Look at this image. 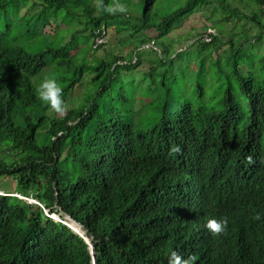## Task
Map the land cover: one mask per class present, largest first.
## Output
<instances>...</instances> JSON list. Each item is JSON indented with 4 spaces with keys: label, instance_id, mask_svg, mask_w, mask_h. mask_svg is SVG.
I'll return each instance as SVG.
<instances>
[{
    "label": "trees",
    "instance_id": "obj_1",
    "mask_svg": "<svg viewBox=\"0 0 264 264\" xmlns=\"http://www.w3.org/2000/svg\"><path fill=\"white\" fill-rule=\"evenodd\" d=\"M262 42L264 0H0V264H92L52 214L94 264H264Z\"/></svg>",
    "mask_w": 264,
    "mask_h": 264
},
{
    "label": "clouds",
    "instance_id": "obj_2",
    "mask_svg": "<svg viewBox=\"0 0 264 264\" xmlns=\"http://www.w3.org/2000/svg\"><path fill=\"white\" fill-rule=\"evenodd\" d=\"M118 7H119L120 11H124L125 10V6L123 4L118 5ZM106 10L109 11V12L113 11V9L111 7L107 8ZM37 95H38V97L40 98V100L42 102L47 103L51 107V109H53L55 112L63 113L66 110L67 104H66V102H65V100L63 98V88L57 82V80H55L54 78H45V79H43L41 81V83L39 84L38 88H37ZM180 150L181 149H180L179 145H177L175 148H173L174 152H179ZM4 194H5L4 191L0 190V195H4ZM13 196H16L18 198L27 200L30 203L38 204L36 202V200H34V199L23 198L22 196H20L18 194H14ZM46 214L48 215L47 212H46ZM50 217L53 220H55V221L63 223L68 228H70L69 227L70 226L69 223H73V224L78 225L69 216H66V215H64L62 218L60 217V215H58L57 216L58 218L57 217L55 218L54 214H52ZM256 218L259 219L260 218V214H257ZM183 221L185 222V220H183ZM228 222L229 221H228V218L226 216H224L222 218L212 217V218H209L206 221V225L205 226L212 234L216 235V234H221V233L226 231ZM78 226L82 230L81 231L82 234H81V236L80 235L79 236L81 238H83L84 241H85L86 237H84V235H83L84 231H83V229H82V227L80 225H78ZM87 240L89 241V239H87ZM89 243L91 245L90 241H89ZM88 247H89V245H88ZM91 248H92V245H91ZM89 251H90V248H89ZM90 254L92 256V264H94L93 249H92V253L90 251ZM172 257H173L172 264H194V262L196 260V256L194 254H190L187 257H184V256H182V255H180L178 253H173Z\"/></svg>",
    "mask_w": 264,
    "mask_h": 264
},
{
    "label": "rangeland",
    "instance_id": "obj_3",
    "mask_svg": "<svg viewBox=\"0 0 264 264\" xmlns=\"http://www.w3.org/2000/svg\"><path fill=\"white\" fill-rule=\"evenodd\" d=\"M115 10H117V9H115ZM21 13H24V11H21ZM203 23H204L203 18L199 14L191 15L187 19L185 24L181 28L173 31L170 36L172 38H175L177 36H184V41H181V39H180V40H178V44H176V45L178 47H182V50H185V44L188 43V42L191 43V41H193L195 39L194 34L196 33V31L198 32V29L201 28V25ZM218 27H221L222 29H224L226 31L225 34L229 30V27L226 24H218ZM107 31H108L107 32V39L109 41H111L113 44H115L117 42V40L121 38V35H118V34L115 33L114 27H110ZM45 33L48 36L52 37L54 35L55 31H53V28H50V29L47 28ZM186 41H188V42H186ZM83 45H85L84 46V50H83V54H86L88 52L87 48H88L89 43H86V44H83ZM109 48H110L109 46H105L104 48L93 52L92 56L93 57H98L100 54H102L103 51H107ZM260 53H264V42H262L261 45H260ZM214 58H215V55L213 54L212 59H214ZM191 66L193 67V64H191ZM78 92L79 91H76L72 95V97H75ZM4 184H6L5 188H7V189H11L12 191L15 189V182L12 179H9V178L8 179H4V178L0 179V188H1L2 185L4 186ZM1 190H2V188H1ZM57 216L58 215L54 214L55 218Z\"/></svg>",
    "mask_w": 264,
    "mask_h": 264
},
{
    "label": "built area",
    "instance_id": "obj_4",
    "mask_svg": "<svg viewBox=\"0 0 264 264\" xmlns=\"http://www.w3.org/2000/svg\"><path fill=\"white\" fill-rule=\"evenodd\" d=\"M209 32H212L213 33V31H209ZM206 41L208 40V39H205ZM106 42V39L103 37V36H97L96 38H95V43H94V47H96V46H98V45H102V44H104Z\"/></svg>",
    "mask_w": 264,
    "mask_h": 264
},
{
    "label": "water",
    "instance_id": "obj_5",
    "mask_svg": "<svg viewBox=\"0 0 264 264\" xmlns=\"http://www.w3.org/2000/svg\"><path fill=\"white\" fill-rule=\"evenodd\" d=\"M75 233H77L78 235H80L81 236V234L82 233H79L75 228H72L71 226H69ZM85 241H86V243L89 245V248H90V251H91V253H92V248H91V245H90V243H89V241L85 238Z\"/></svg>",
    "mask_w": 264,
    "mask_h": 264
}]
</instances>
